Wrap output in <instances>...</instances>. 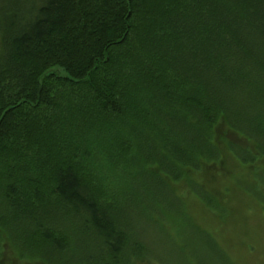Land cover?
<instances>
[{"label":"trees","instance_id":"16d2710c","mask_svg":"<svg viewBox=\"0 0 264 264\" xmlns=\"http://www.w3.org/2000/svg\"><path fill=\"white\" fill-rule=\"evenodd\" d=\"M225 145L264 160V0H0L14 261L157 264L141 228L166 178L224 214L190 174L222 166Z\"/></svg>","mask_w":264,"mask_h":264},{"label":"rangeland","instance_id":"374dc122","mask_svg":"<svg viewBox=\"0 0 264 264\" xmlns=\"http://www.w3.org/2000/svg\"><path fill=\"white\" fill-rule=\"evenodd\" d=\"M226 149L227 145L217 161L222 166L202 167L190 174L202 190L214 196L218 202L213 200L214 204L224 214L210 207L212 201L193 194L185 175L178 181L166 178L160 191L166 197L156 204L151 225L145 221L141 228L147 236L141 241L157 264H264V160L256 162L255 168L244 166ZM113 179L118 193L127 181ZM121 197L123 202L124 194ZM134 217L137 220L141 213L134 212ZM155 221L164 233L155 229ZM207 233L210 240L205 239ZM17 257L8 235L0 230V263H28L21 258L14 261Z\"/></svg>","mask_w":264,"mask_h":264}]
</instances>
